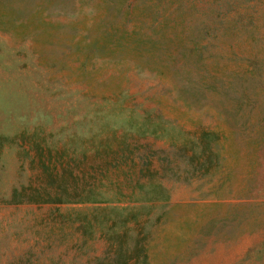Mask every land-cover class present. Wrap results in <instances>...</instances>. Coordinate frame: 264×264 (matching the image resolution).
Here are the masks:
<instances>
[{"label":"rangeland","instance_id":"obj_1","mask_svg":"<svg viewBox=\"0 0 264 264\" xmlns=\"http://www.w3.org/2000/svg\"><path fill=\"white\" fill-rule=\"evenodd\" d=\"M6 1L22 24L0 30V264H264V0H232L227 19L216 0L118 15L116 0ZM192 37L205 89L187 105L175 81L197 74L127 60L162 69ZM250 61L259 81L238 102L207 89ZM201 131L212 153L174 147ZM82 189L97 199H26Z\"/></svg>","mask_w":264,"mask_h":264},{"label":"trees","instance_id":"obj_2","mask_svg":"<svg viewBox=\"0 0 264 264\" xmlns=\"http://www.w3.org/2000/svg\"><path fill=\"white\" fill-rule=\"evenodd\" d=\"M9 2V1H8ZM117 2V7H116V12L115 15H118L120 13V11L122 12L124 7H127L129 5V1L127 3H125V0H116ZM216 4L218 6L219 9H222V15L219 16V18L221 17L222 19H227L226 17L228 16L227 14V9L229 6H232V0H216ZM234 5V4H233ZM7 7L6 10L4 11H8V4L7 1L5 0V2H3V0H0V30L5 31V30H14L17 28H20L21 26V22L16 24V15L15 13L13 14L10 10L8 12H10V14H12V16H9L7 14H5L4 11H2L1 8ZM18 15L22 16V14H24L23 10H19L17 11ZM18 17V16H17ZM226 22V20H225ZM216 29L220 28L222 26V21L217 20L216 21ZM196 30L198 31V29L196 28ZM18 31H23L22 29H19ZM192 34V33H191ZM198 36V33H197ZM196 37H194L195 39ZM193 37L191 40H193L192 42H190L188 45H185V47L180 51L181 57H183L182 59L180 58L179 61V57L177 58H172L171 61L168 64L163 65L162 69L159 67H156V65L154 66H149L148 61H144L142 58L140 57H136V58H130L127 59L129 61V63H132V69L135 71H141L143 68L146 69V71H148L150 73L151 76L155 77L157 75V77H159V75L161 76V78L167 77L169 78V80H172L173 77H175L176 75L180 76V74H178V70L181 69H185V71L190 74L191 72H193L194 74H197L198 76V61L201 60L202 57V53L205 50L206 44H201L198 40V37L196 40H194ZM93 47L98 48V50L102 53H104V56L107 60H109L111 57H113V52L112 50H110L111 52H109L105 45L103 43H99L98 40L96 41V39H93L92 44ZM104 58V59H105ZM126 62V61H124ZM128 64V63H127ZM185 67V68H183ZM127 69V68H126ZM169 72V73H168ZM177 72V73H176ZM159 74V75H158ZM259 75H260V66L255 62V61H250L245 68H243L242 70H237L234 71L230 74H228L224 79L221 78H217L216 80V85H206L207 89L208 88H214L215 90H217L216 93H218L219 97L224 98V100L226 101V105L227 104H231L232 102H238L239 97L241 96V94L245 91H247L249 88H254L258 81H259ZM184 77V76H183ZM158 79V78H157ZM197 83L198 86L195 85L194 81L192 82L186 75L185 78H180L179 80H176L175 82H179L178 85V92L177 95L180 96L182 95V102L183 104H189L188 100L190 101H198V97L195 96L196 93L199 92V89L203 90L205 89L203 83H202V77L200 78L198 76L197 78ZM173 81V80H172ZM207 83V82H206ZM116 90L117 93L116 95L120 98H130L132 97V95H134L133 93H129L127 92V88L123 87L120 83L116 86ZM167 91V90H166ZM192 95V96H191ZM123 99V100H125ZM117 104L116 107H118V109H123L125 105H123L122 103H115ZM153 132V131H150ZM209 134L206 131H201L198 135V139H191L189 140V147H185V144L180 143L177 145H174V147L181 152V154L186 153L188 150H190L189 154L187 155L188 158L190 157H194V155L196 154H202V153H206V154H210L212 153V147L209 143ZM196 145H198V150L195 149ZM186 155V154H184ZM146 163L145 165L148 164V161L145 160ZM135 188H141L143 186L142 183L136 182L135 183ZM134 187V186H133ZM133 189L130 190L129 193L127 192H120L118 191L117 194L119 196H125L128 195L132 192ZM147 190L145 189L142 193V195L147 194ZM57 195H50L48 193H43L44 197H28L26 198L27 200H38L41 199L43 201H62V200H73V201H94L97 198L94 196L95 195V191H93L92 189H82L80 191H63L61 193H56ZM75 196V197H74ZM113 198H118V197H104L102 200H111ZM131 198L130 196L127 197V199ZM23 200L22 198H18L16 200Z\"/></svg>","mask_w":264,"mask_h":264}]
</instances>
